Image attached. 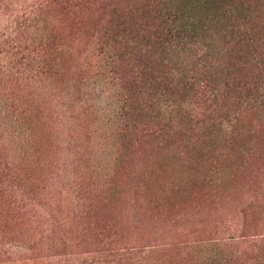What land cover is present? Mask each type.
Here are the masks:
<instances>
[{"label":"rangeland","instance_id":"374dc122","mask_svg":"<svg viewBox=\"0 0 264 264\" xmlns=\"http://www.w3.org/2000/svg\"><path fill=\"white\" fill-rule=\"evenodd\" d=\"M140 1L0 0L23 39L0 46V264H264V103L244 95L264 63L232 21L204 46L134 47ZM234 11L264 31V0ZM210 52L220 78L188 87L179 67Z\"/></svg>","mask_w":264,"mask_h":264},{"label":"trees","instance_id":"16d2710c","mask_svg":"<svg viewBox=\"0 0 264 264\" xmlns=\"http://www.w3.org/2000/svg\"><path fill=\"white\" fill-rule=\"evenodd\" d=\"M46 1H51V0H46ZM77 1L79 2L80 0ZM241 2L242 0H199V2H197L198 7L209 6V7H214L217 13L219 11L218 16H216V18L212 14L209 15H212L213 17L209 16L208 18L206 16L200 17L199 15L194 14L192 10L189 11V9L187 11L185 10V7H183L182 1L179 2L178 0H142L140 2H137V7L134 11L126 15L124 13L122 14L125 15L124 17L129 18L131 20L130 26L134 28L133 30L136 33L134 40L137 42V45H135L134 47L137 48H139L141 44L144 43L143 40L148 36H150V38L152 36L153 42L155 44L166 49L175 50L181 44L183 46H186V44H190V43L193 44L192 40H194V38L198 36L202 41L201 45L204 46L203 44L205 43L207 35L202 34V32L212 33L214 31V29L211 30L212 27L218 29V26L220 24L225 25L227 22L232 21L231 25H233L232 27L235 28V29L233 28L231 29L233 33L232 41H234L235 43L234 44L235 48L238 49L236 51L239 52V50L243 49L244 47L245 49L248 48L252 53H254L253 56L256 57L258 62L264 63V61H262V59L264 58V31L263 32L256 31L255 28L253 27L252 21H250L247 25H245L246 24L245 22L247 21L246 19L240 18V16L233 15V13H235L234 11L235 7L239 8ZM69 3L70 0H66V3L64 4L67 5ZM79 3L77 5H79ZM149 4L152 5V6L150 5L152 7L151 8L152 11L142 14ZM42 5H43L42 2L39 3V6L36 9L38 10L41 9ZM193 8L194 7L190 9ZM35 11H32L31 15H33ZM136 12H139L138 17H141L145 20L141 19L140 22L134 21L135 18H131V17H135L134 15L136 14ZM224 12H228L229 14L232 15H230L229 18L228 16L225 17ZM238 19H243V21L241 22L243 29H241L240 25L239 26L237 25L238 23H240ZM212 24H216V25L213 26ZM150 26L154 29V32H150ZM15 27H16L17 36L15 34L13 35L15 29L9 31L8 30L9 27H5V28L0 27L1 28L0 46L4 44H8L10 42L8 39L4 40V37H2L5 31L7 34L9 33L8 35L11 34L13 35L11 42H13L15 46H13L12 48L17 50L19 47H21L20 42L23 41V39L20 38L22 30L17 28L18 27L17 24L15 25ZM211 45H213V43L206 44L207 48L210 50H211ZM186 49H188V47ZM201 49L202 48L200 47V50ZM188 52L191 51L188 49ZM14 54H20V51H15ZM108 57L109 60L106 61L105 65L109 63L108 67H110L112 58L110 56ZM209 57H212L211 52L206 53L203 57L198 58L199 60H201V63H195V65L192 68H189V65L187 63L184 66L179 67L181 72L188 73L189 71H193V74L190 75L189 73L188 75L184 76L185 77L184 79H187L186 85H188V87L191 88L193 85L195 86L197 85L198 89L199 88L204 89L205 87L208 86L206 82L207 79H213L214 76H216V78L218 79L220 78L217 77L216 75L218 68L213 67V65L208 62ZM107 71L109 70L107 69ZM143 73L144 72L141 70L138 71L137 78L141 77ZM259 76L253 78V79H259L258 81L252 80L251 82L246 83V89H245L246 94H244L247 95L248 97L256 94V96H252V100L255 103L254 106L259 104V102L264 103V77L261 76L259 77ZM168 77H171L168 73L166 75H163V80L158 85V87H160L161 89V93L166 96L169 94V90L171 89L170 87H174V85L171 84L172 80H170V78ZM155 78L156 77H151L150 79H155ZM199 79L202 82L201 86L200 83L198 82ZM167 80H169V82ZM152 85L156 87L153 83ZM223 85L227 91L230 90V88L228 87V83H223ZM217 90L218 88L216 89V93H214L213 96L217 100H222L224 94L226 93V90L224 89L220 91ZM122 110L123 107L119 105L117 112L118 128H119V123L121 122L122 119V113H123ZM161 113L162 116L165 115L167 113V109H164V111ZM234 128L235 126L233 127L232 125V129ZM215 260L217 264H222L221 260H223V258H221L220 260H217V258H215L212 260V262Z\"/></svg>","mask_w":264,"mask_h":264}]
</instances>
